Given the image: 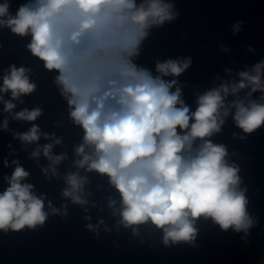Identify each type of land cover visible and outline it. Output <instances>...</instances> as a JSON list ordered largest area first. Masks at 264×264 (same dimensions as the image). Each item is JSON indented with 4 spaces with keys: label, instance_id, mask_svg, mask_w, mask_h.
Returning a JSON list of instances; mask_svg holds the SVG:
<instances>
[{
    "label": "clouds",
    "instance_id": "1",
    "mask_svg": "<svg viewBox=\"0 0 264 264\" xmlns=\"http://www.w3.org/2000/svg\"><path fill=\"white\" fill-rule=\"evenodd\" d=\"M173 7L164 0H26L12 13L10 0L0 3V29L31 37L28 52L47 73H56L52 83L66 101L69 119L83 131L82 143L75 147L79 157L75 166L108 178L119 193L118 223L133 235L139 226L150 224L162 230L165 246L192 244L201 217L224 231L247 234L253 220L239 188V168L228 164L223 144L208 138L221 131L233 108V120L243 133L264 127V102L250 99L260 92L264 101V61L251 72H240L238 82L200 95L194 112L181 99V89L172 90L177 80L164 79L181 76L191 59L157 61L158 75L137 65L149 30L177 18ZM237 31L239 22L234 26ZM31 73L32 68L15 64L5 70L0 93H10L11 99L0 95L4 112L12 114L16 108L12 101L23 104L21 97L38 90ZM246 88L251 89L247 103L243 99L226 103L229 94L236 96ZM42 113L43 108L36 106L15 112L12 118L34 122ZM2 127L8 130L7 119ZM14 135L24 144L36 143L42 135L51 139L31 156L42 152L50 161L44 173L51 169L56 175L55 166L65 159V154H52L60 138L41 132L35 123ZM12 163L17 166L10 178L5 177L9 186L0 194V232L5 234L34 230L48 217L43 196L33 194L32 184L22 183L29 173L17 161ZM65 182L63 196L73 204H87L82 198L87 177L73 172ZM115 203L110 199L109 207ZM48 206L57 213L50 201ZM86 228L95 230L92 224Z\"/></svg>",
    "mask_w": 264,
    "mask_h": 264
}]
</instances>
